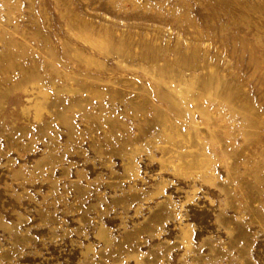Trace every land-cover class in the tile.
I'll use <instances>...</instances> for the list:
<instances>
[{
	"label": "rangeland",
	"instance_id": "obj_1",
	"mask_svg": "<svg viewBox=\"0 0 264 264\" xmlns=\"http://www.w3.org/2000/svg\"><path fill=\"white\" fill-rule=\"evenodd\" d=\"M0 264H264V0H0Z\"/></svg>",
	"mask_w": 264,
	"mask_h": 264
}]
</instances>
